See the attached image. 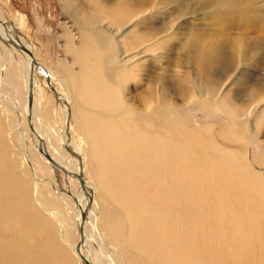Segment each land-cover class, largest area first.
Returning a JSON list of instances; mask_svg holds the SVG:
<instances>
[{
    "label": "bare ground",
    "instance_id": "6f19581e",
    "mask_svg": "<svg viewBox=\"0 0 264 264\" xmlns=\"http://www.w3.org/2000/svg\"><path fill=\"white\" fill-rule=\"evenodd\" d=\"M60 1L76 32L60 22L56 70L32 63L24 16L12 26L0 11V264H264L263 175L234 151L220 167L133 120L154 126L155 109L176 106L161 74L134 68L148 45L130 48L124 35L156 18L158 1L148 11L137 5L130 20L113 1L118 28L97 10L81 14L73 0ZM205 38L189 36L199 72L227 60L238 72L246 50L228 56ZM128 71L149 73L160 92L145 108L126 96Z\"/></svg>",
    "mask_w": 264,
    "mask_h": 264
},
{
    "label": "rangeland",
    "instance_id": "374dc122",
    "mask_svg": "<svg viewBox=\"0 0 264 264\" xmlns=\"http://www.w3.org/2000/svg\"><path fill=\"white\" fill-rule=\"evenodd\" d=\"M113 1L118 0H73L78 13L83 14L84 7L89 11L97 10L100 18L107 16L106 22L117 20L113 25L118 28L124 20L114 17L116 13H113L114 16L111 14L110 11L116 8L110 5ZM119 1L126 12L123 14L129 20L135 14L137 5L148 11L152 2L158 1L160 12L156 18L129 24L124 35L130 48L137 44L148 45L143 53H148V56L143 57L134 68L143 64L148 71L161 74L169 88L167 101L176 104L171 109H155L158 121L154 122V126L144 125L141 120L133 118L140 131L168 144L176 143L184 150L206 152L212 163L216 161L220 167L229 152L234 151L238 156H245L249 166L264 177V0ZM2 3L0 11L12 26L24 16L27 22L24 34L36 47L35 60L38 64H50L56 70L55 62L63 54L61 45L64 43L58 38L60 22L67 23L76 32L72 19L63 11L61 1L2 0ZM102 8L106 12H101ZM196 32L209 41L221 44L228 56H233L235 48L242 46L246 50V58L242 60L239 71L235 72L236 64L227 60L224 68L215 65L207 74L199 72L198 63L192 60L194 54L189 41V36ZM154 54L160 58L154 59ZM128 72L124 76L126 96L136 106L145 108L151 97L160 95L157 86L150 82L152 75L147 73L142 76V71ZM41 86L47 106L55 111L57 104H53L55 98L50 88L43 81ZM143 91L144 104L140 94ZM187 98L193 103L187 104ZM252 111L254 116L250 122L236 117ZM256 115L260 119L255 122V125L258 124L255 127L258 134L255 135L250 126Z\"/></svg>",
    "mask_w": 264,
    "mask_h": 264
},
{
    "label": "water",
    "instance_id": "95a60500",
    "mask_svg": "<svg viewBox=\"0 0 264 264\" xmlns=\"http://www.w3.org/2000/svg\"><path fill=\"white\" fill-rule=\"evenodd\" d=\"M30 52V51H29ZM30 54L32 55V53L30 52ZM33 64H38V62L33 58V61H32Z\"/></svg>",
    "mask_w": 264,
    "mask_h": 264
}]
</instances>
